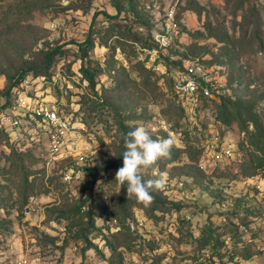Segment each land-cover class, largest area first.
I'll list each match as a JSON object with an SVG mask.
<instances>
[{
	"label": "rangeland",
	"instance_id": "obj_1",
	"mask_svg": "<svg viewBox=\"0 0 264 264\" xmlns=\"http://www.w3.org/2000/svg\"><path fill=\"white\" fill-rule=\"evenodd\" d=\"M260 42L264 0H0V264H264V170L225 105L264 124ZM20 96L67 120L57 143L12 126ZM137 126L175 141L147 207L115 181Z\"/></svg>",
	"mask_w": 264,
	"mask_h": 264
},
{
	"label": "clouds",
	"instance_id": "obj_2",
	"mask_svg": "<svg viewBox=\"0 0 264 264\" xmlns=\"http://www.w3.org/2000/svg\"><path fill=\"white\" fill-rule=\"evenodd\" d=\"M175 141L171 136L153 139L149 130L137 126L124 137L123 164L115 173V181L125 187L127 198L135 197L145 207L154 200L153 191H162L166 186V173L157 178L144 180L141 168H150L162 159H170Z\"/></svg>",
	"mask_w": 264,
	"mask_h": 264
},
{
	"label": "trees",
	"instance_id": "obj_3",
	"mask_svg": "<svg viewBox=\"0 0 264 264\" xmlns=\"http://www.w3.org/2000/svg\"><path fill=\"white\" fill-rule=\"evenodd\" d=\"M209 33L218 38L221 41H225L228 38V34H220L218 31H214L211 27H208ZM95 45L94 40L91 37H88L85 41L80 43L81 49L84 51V54L88 52L89 49L93 48ZM264 44L260 42L259 48L262 49ZM86 78H88L93 85H95V79L93 73H89L88 69L85 67L82 68ZM33 70V67H28L26 69H22L16 77H10L13 79V83L11 87L8 89V94L11 92L12 88L17 89L18 84L26 77L29 71ZM225 105L231 106V114L238 120L239 123H242V128H244L251 137V144L253 146V150L250 153L249 164L251 169H253V173H256L259 169L264 170V124L259 118L258 115L253 113L247 114V120L253 125L252 129H249L247 126L243 124L242 114L240 106H237L233 103L226 102ZM63 216V215H62ZM67 217V215H64ZM63 216V217H64ZM69 218V217H68ZM123 226V225H122ZM212 233L207 231L204 233L202 239V244H207L211 239Z\"/></svg>",
	"mask_w": 264,
	"mask_h": 264
},
{
	"label": "built area",
	"instance_id": "obj_4",
	"mask_svg": "<svg viewBox=\"0 0 264 264\" xmlns=\"http://www.w3.org/2000/svg\"><path fill=\"white\" fill-rule=\"evenodd\" d=\"M186 87L189 91L194 92L197 88L196 82L193 79H186ZM27 99L24 96H20L17 99L15 109L18 107V115L12 120V126L20 125L22 121L20 118H26L29 116V122L34 128H41L50 133L54 141L57 143L61 133H65L68 129L67 120L61 118L58 112L48 106L41 105L37 107H31L28 105ZM55 146L57 147V144ZM199 264H210L207 260H202Z\"/></svg>",
	"mask_w": 264,
	"mask_h": 264
}]
</instances>
